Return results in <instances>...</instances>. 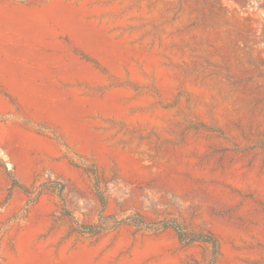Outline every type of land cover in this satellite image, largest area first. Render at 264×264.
Listing matches in <instances>:
<instances>
[{
	"label": "rangeland",
	"instance_id": "rangeland-1",
	"mask_svg": "<svg viewBox=\"0 0 264 264\" xmlns=\"http://www.w3.org/2000/svg\"><path fill=\"white\" fill-rule=\"evenodd\" d=\"M0 264H264V0H0Z\"/></svg>",
	"mask_w": 264,
	"mask_h": 264
},
{
	"label": "trees",
	"instance_id": "trees-1",
	"mask_svg": "<svg viewBox=\"0 0 264 264\" xmlns=\"http://www.w3.org/2000/svg\"><path fill=\"white\" fill-rule=\"evenodd\" d=\"M67 216H70L66 213ZM72 219V218H71ZM80 229V232L81 233H88V234H93L95 233L96 231L93 230V228L91 226H87V227H79ZM157 229H160V230H166V229H173L177 235H178V238L179 240L182 242L183 239H182V234H181V230L180 228L178 227V225H175L174 223L173 224H169V223H166L164 225H161L160 227H158ZM198 240H202V241H205V242H209L213 245H215V241L213 239H211L210 237H207V236H198L197 237Z\"/></svg>",
	"mask_w": 264,
	"mask_h": 264
}]
</instances>
